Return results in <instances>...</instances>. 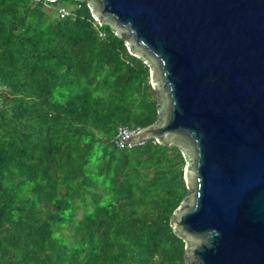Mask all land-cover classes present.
<instances>
[{"label": "trees", "instance_id": "obj_1", "mask_svg": "<svg viewBox=\"0 0 264 264\" xmlns=\"http://www.w3.org/2000/svg\"><path fill=\"white\" fill-rule=\"evenodd\" d=\"M151 71L86 0H0V264H186L184 149L114 142L158 120Z\"/></svg>", "mask_w": 264, "mask_h": 264}, {"label": "water", "instance_id": "obj_2", "mask_svg": "<svg viewBox=\"0 0 264 264\" xmlns=\"http://www.w3.org/2000/svg\"><path fill=\"white\" fill-rule=\"evenodd\" d=\"M86 1L152 69L158 120L123 142L191 162L171 218L186 264H264V0Z\"/></svg>", "mask_w": 264, "mask_h": 264}, {"label": "built area", "instance_id": "obj_3", "mask_svg": "<svg viewBox=\"0 0 264 264\" xmlns=\"http://www.w3.org/2000/svg\"><path fill=\"white\" fill-rule=\"evenodd\" d=\"M36 1H38V0H36ZM60 13H61L62 17L66 16L68 14V12L65 9H62ZM138 131L139 130H129V129L120 127L118 129V133H117L116 137L114 138L115 144L119 148H127V147H132L133 145H136V144H141L142 142H138V143H134V144H129V143L123 142V140H127V139H130L131 137H133Z\"/></svg>", "mask_w": 264, "mask_h": 264}, {"label": "rangeland", "instance_id": "obj_4", "mask_svg": "<svg viewBox=\"0 0 264 264\" xmlns=\"http://www.w3.org/2000/svg\"><path fill=\"white\" fill-rule=\"evenodd\" d=\"M190 164H191V162L190 161H187V166L190 165ZM64 232L66 233L67 230H64Z\"/></svg>", "mask_w": 264, "mask_h": 264}]
</instances>
